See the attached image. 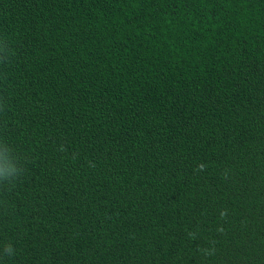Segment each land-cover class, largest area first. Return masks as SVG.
<instances>
[{"label": "trees", "instance_id": "obj_1", "mask_svg": "<svg viewBox=\"0 0 264 264\" xmlns=\"http://www.w3.org/2000/svg\"><path fill=\"white\" fill-rule=\"evenodd\" d=\"M0 264H264V0H0Z\"/></svg>", "mask_w": 264, "mask_h": 264}, {"label": "clouds", "instance_id": "obj_2", "mask_svg": "<svg viewBox=\"0 0 264 264\" xmlns=\"http://www.w3.org/2000/svg\"><path fill=\"white\" fill-rule=\"evenodd\" d=\"M4 179H5L6 181H10L12 178H10V177H5ZM5 251H6L7 253H11L12 249H11V247L9 246V247H7V248L5 249Z\"/></svg>", "mask_w": 264, "mask_h": 264}]
</instances>
